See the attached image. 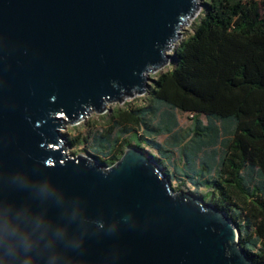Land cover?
<instances>
[{
    "label": "water",
    "instance_id": "water-1",
    "mask_svg": "<svg viewBox=\"0 0 264 264\" xmlns=\"http://www.w3.org/2000/svg\"><path fill=\"white\" fill-rule=\"evenodd\" d=\"M201 7L0 0V207H28L77 238L76 251L58 245L62 264H255L227 211L173 188L141 147L110 165L65 151L67 124L147 91ZM44 183L59 203L37 198Z\"/></svg>",
    "mask_w": 264,
    "mask_h": 264
},
{
    "label": "trees",
    "instance_id": "trees-1",
    "mask_svg": "<svg viewBox=\"0 0 264 264\" xmlns=\"http://www.w3.org/2000/svg\"><path fill=\"white\" fill-rule=\"evenodd\" d=\"M201 12L146 103L99 115L101 126L88 122L68 143L110 165L136 132L173 188L227 211L243 249L264 264V0H202ZM176 111L190 114L188 130Z\"/></svg>",
    "mask_w": 264,
    "mask_h": 264
},
{
    "label": "clouds",
    "instance_id": "clouds-1",
    "mask_svg": "<svg viewBox=\"0 0 264 264\" xmlns=\"http://www.w3.org/2000/svg\"><path fill=\"white\" fill-rule=\"evenodd\" d=\"M17 184L30 187L22 180ZM35 193L42 201L60 202L56 190L47 183L36 186ZM58 245L72 251L81 247L66 228L53 226L42 213L28 207H0V264H35L41 255L45 264H62Z\"/></svg>",
    "mask_w": 264,
    "mask_h": 264
},
{
    "label": "rangeland",
    "instance_id": "rangeland-1",
    "mask_svg": "<svg viewBox=\"0 0 264 264\" xmlns=\"http://www.w3.org/2000/svg\"><path fill=\"white\" fill-rule=\"evenodd\" d=\"M202 11V7L201 9L197 12V14L191 18L188 22V24L184 25V28L182 30V36H187L188 34H190L193 30V25L196 21L199 20L200 16H201V12ZM173 52V51H171ZM171 67V64H167L165 67H163L161 70L155 72V73H151L152 77H155L159 72L167 70L168 68ZM148 101V94L146 92H144L143 94H137L133 97H129L127 99L124 100V102H112L109 103L107 105V108L104 112L102 113H97V112H91L89 115H86L82 120H80L79 122L75 123V124H67V126L65 128H63L62 132L65 136V144H66V153L69 156H76L78 154H86L89 155L91 157H93V155H91L88 151L84 150L83 146L78 145V146H72L68 143V137H73L77 134H81L84 133L87 128H88V122L91 121H97L98 125L101 126V124L104 123L105 119L102 118V116L99 117V115H107L108 112H110L113 108H116L118 106L121 107H126L127 105H132V106H139L142 105L144 103H146ZM176 115L179 121V126L182 128V130H188L190 127V114L185 113V112H181V111H176ZM67 136V138H66ZM165 137V135H162L159 137L160 140H163ZM130 138L131 141L134 145H142L143 144V140L141 138H139L136 135V132H132L130 133ZM178 190V189H177ZM184 190L186 191H190L187 187L184 188Z\"/></svg>",
    "mask_w": 264,
    "mask_h": 264
}]
</instances>
